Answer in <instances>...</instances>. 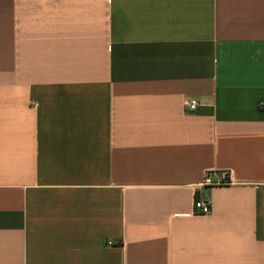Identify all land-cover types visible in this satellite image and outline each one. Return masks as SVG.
Wrapping results in <instances>:
<instances>
[{
    "label": "crops",
    "instance_id": "obj_1",
    "mask_svg": "<svg viewBox=\"0 0 264 264\" xmlns=\"http://www.w3.org/2000/svg\"><path fill=\"white\" fill-rule=\"evenodd\" d=\"M0 264H264V0H0Z\"/></svg>",
    "mask_w": 264,
    "mask_h": 264
},
{
    "label": "built area",
    "instance_id": "obj_2",
    "mask_svg": "<svg viewBox=\"0 0 264 264\" xmlns=\"http://www.w3.org/2000/svg\"><path fill=\"white\" fill-rule=\"evenodd\" d=\"M198 106V102L196 100H189L186 103V108L189 111H194ZM229 175L227 173H222V179L220 181H214L212 180V173H207L202 185H226L230 183ZM211 213V206L207 202H203L201 200H195L194 202V208H193V215L197 216H205ZM111 244V242H109Z\"/></svg>",
    "mask_w": 264,
    "mask_h": 264
}]
</instances>
